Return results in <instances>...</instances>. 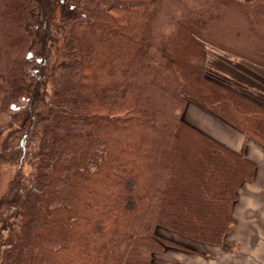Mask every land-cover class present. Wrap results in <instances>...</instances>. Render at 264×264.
Listing matches in <instances>:
<instances>
[{
	"label": "trees",
	"instance_id": "obj_1",
	"mask_svg": "<svg viewBox=\"0 0 264 264\" xmlns=\"http://www.w3.org/2000/svg\"><path fill=\"white\" fill-rule=\"evenodd\" d=\"M218 54L264 68V0H0V264H156L160 227L224 244L257 165L184 111L264 146V92Z\"/></svg>",
	"mask_w": 264,
	"mask_h": 264
},
{
	"label": "crops",
	"instance_id": "obj_2",
	"mask_svg": "<svg viewBox=\"0 0 264 264\" xmlns=\"http://www.w3.org/2000/svg\"><path fill=\"white\" fill-rule=\"evenodd\" d=\"M212 61L216 68L231 77L239 78L240 71L244 72L241 70L243 65L264 76L263 67L243 59H231L229 56L218 54ZM184 117L225 146L253 160L257 165L256 175L253 180L243 182L239 188V195L232 210L235 226L226 234L224 244L205 243L172 230H160L162 236L167 235L164 237L171 240L172 237L181 238L183 242L173 240L180 246L165 247L162 252L154 255V262L156 264H264L262 228L256 233L253 231L256 234L254 242L253 233L244 229L251 212L259 211L257 216L260 219L264 218V203L261 202L264 200V146L246 137L241 130L195 102L191 101L187 104ZM254 215L251 219H254Z\"/></svg>",
	"mask_w": 264,
	"mask_h": 264
},
{
	"label": "rangeland",
	"instance_id": "obj_3",
	"mask_svg": "<svg viewBox=\"0 0 264 264\" xmlns=\"http://www.w3.org/2000/svg\"><path fill=\"white\" fill-rule=\"evenodd\" d=\"M241 70H243L244 72L240 71V73H239L240 77L239 78L238 77H231V76H229V77L232 79H237L241 84L245 85V87H247L248 89L254 88V91L264 92V89H263V87H264V76L263 75H260L256 71L251 70L250 67H248V66L245 67L244 65H243V67H241ZM246 73L251 74L253 77L248 76V74H246ZM8 119H9V116L7 114H2L1 118H0V125H5L6 122L8 121ZM4 132H3V134H4ZM12 171H13V169L11 167H8V168H1L0 167V194L6 188V186L8 184V180L12 174ZM261 202L264 203V200H262ZM253 215L255 216L253 218L256 219L257 221H254V219H251ZM257 215H259V211H256L255 213L251 212L249 214L248 219H250V220L247 219V222H246L244 229L249 230L252 233H253V231H254V233H256L257 231H259L262 228L261 230L263 232H261V233H264V218L260 219ZM160 230L163 231L166 229H164L162 227L158 228L157 229L158 234H161ZM254 233H253V235H254L253 236V242H254L255 236H256V234H254ZM164 236H167V235H164ZM172 240H175V241L178 240L179 242H183L181 238H177V237H172Z\"/></svg>",
	"mask_w": 264,
	"mask_h": 264
}]
</instances>
